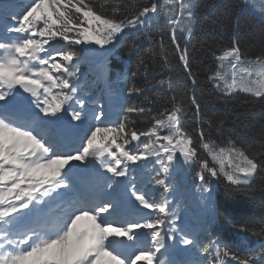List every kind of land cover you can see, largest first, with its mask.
Returning a JSON list of instances; mask_svg holds the SVG:
<instances>
[{"label":"snow or ice","instance_id":"obj_1","mask_svg":"<svg viewBox=\"0 0 264 264\" xmlns=\"http://www.w3.org/2000/svg\"><path fill=\"white\" fill-rule=\"evenodd\" d=\"M243 5L230 42L207 46L213 63L202 60L200 70L218 98L247 108L264 105V39L252 55L240 38V19L249 7L264 18V0H243ZM198 8L197 0H28L8 13L0 33V264H264V240L247 242L249 235L264 237V223H234L243 236L239 241L212 238L207 229L202 239L177 227L179 217L168 200L170 175L181 163L198 169L204 192L213 181L235 189L250 188L257 178L264 181V126L255 145H238L223 132L231 114L202 112L196 95L199 70L192 71L187 47L202 15ZM161 16L167 41L164 34L159 40L153 34ZM132 34L152 50L153 63L169 73L183 69L186 82L176 85L166 76L145 88L133 81L127 95L143 100L128 103L114 124H105L101 111L94 117L100 123L88 127L80 145L65 150L53 125L65 115L84 120L81 62L97 51L93 45L108 49ZM140 67L141 75L150 74L144 59ZM165 90L171 93L166 99H152L151 92ZM17 97L38 110L27 123L10 111ZM185 103L192 111L191 127ZM202 125L221 135L214 138ZM74 162L103 170L104 193L68 197ZM133 165L152 173L150 182L162 190L159 198L135 183L128 191L123 181ZM118 191L121 200L113 195ZM128 202L137 218L117 219ZM168 240L174 242L171 249ZM190 249L200 258H177Z\"/></svg>","mask_w":264,"mask_h":264},{"label":"trees","instance_id":"obj_2","mask_svg":"<svg viewBox=\"0 0 264 264\" xmlns=\"http://www.w3.org/2000/svg\"><path fill=\"white\" fill-rule=\"evenodd\" d=\"M198 12L202 13L195 24L193 34L187 41L190 58H192V71L198 72L200 88L196 95L200 97L202 112L204 115L213 113L231 114L230 119L224 123V135H231L238 145L259 141L257 135L259 129L264 126V105H253L247 108L242 107L235 100H224L218 98L212 85L207 81V73L201 69L200 62L212 64V58L206 54L207 46L216 48L226 46L235 31L234 20L241 12L243 0H197ZM166 19L161 16L153 29V34L159 40L164 34L168 40ZM240 38L242 44L250 46V52L255 55L259 51V41L264 39V19L255 14L249 7L244 10L240 19ZM179 42L184 46L183 34L178 33ZM87 54L79 68L80 91L82 85L85 88L94 89V92L102 93L104 83L107 84V91L116 100L122 102L124 107L128 103L141 102L143 98L129 97L127 88L133 81L142 87L148 88L156 79L170 77L176 85H182L187 77L183 69L177 68L169 73L162 65L152 62L153 52L146 43H142L139 34L126 36L115 47L99 49ZM174 63L177 59L174 53L170 52ZM144 59L149 66L150 74L141 75L143 69L140 67V60ZM127 76L125 80L122 76ZM171 93L168 91L151 92L152 99L163 101ZM191 94V93H190ZM124 109V108H123ZM123 113V111H122ZM187 126L191 127L192 111L185 103ZM238 117V119H237ZM122 119V116H121ZM206 132L213 137L221 134L215 128L209 130L208 125H202ZM151 163L148 165L150 169ZM132 180L137 187L143 188L151 195L159 198L161 189L156 188L151 182L150 173L141 166H132ZM198 169L195 166L178 164L172 171L169 182L171 191L167 194L171 208L177 213V227L204 238V230L211 234L212 238L229 243L239 241L243 238L233 224L264 223V181L259 178L250 188H226L224 183L213 181L209 186L210 191L204 192L201 188L202 182L196 177ZM135 177V179H133ZM264 240V237L248 236V241L256 243Z\"/></svg>","mask_w":264,"mask_h":264},{"label":"rangeland","instance_id":"obj_3","mask_svg":"<svg viewBox=\"0 0 264 264\" xmlns=\"http://www.w3.org/2000/svg\"><path fill=\"white\" fill-rule=\"evenodd\" d=\"M252 11L255 14H257L258 16H260L257 11H254V10H252ZM105 87H106V85H105ZM106 89H107V87H106ZM122 108H123V104H121L115 98L108 96V97H106V99L104 100V102L102 104H100V100L99 99L98 100H95L92 104L90 102L89 108L86 111V113H88L89 115H91V118H92L91 121H93V120H95L94 117L96 115H99L100 112L102 111L103 114H104L103 115V122L106 124V119H108V121H110V122H112V121L118 122V120H119V117L118 116H120V112L122 111ZM83 122H86V123H83ZM83 122H82V125H86L87 122H89V119L87 117H85L84 120H83ZM96 122L97 123H100L99 121H96ZM97 123H95V124H97ZM87 127H89V126H87ZM85 168L88 170V173H86L83 176V178L86 180V184L88 186H92L94 188H97V187H99V188L103 187L104 188V182H105V180L100 181V179L93 173V171H94V165L88 164V165L85 166ZM124 182H125V180L123 181V183ZM126 182H127V178H126ZM54 203H55V201H54ZM173 243L174 242L171 241V240L166 241V246L168 247V249H171L172 248ZM188 254H189V252L186 255H188ZM158 255H160L161 258L164 255L163 258H165L164 250L162 249L161 250V253H158ZM177 258H182V257H177Z\"/></svg>","mask_w":264,"mask_h":264},{"label":"bare ground","instance_id":"obj_4","mask_svg":"<svg viewBox=\"0 0 264 264\" xmlns=\"http://www.w3.org/2000/svg\"><path fill=\"white\" fill-rule=\"evenodd\" d=\"M84 98L86 97L85 95L83 96ZM27 116V115H26ZM21 117H24V116H21ZM60 135V133H58ZM66 146L67 149H69L72 145H74V141H72L71 137L68 136L67 139H66V142L64 144ZM77 164V165H81V164H78L76 162L73 163V166ZM79 166H76L75 168H78ZM104 190L100 189V191H98L97 193H104L103 192ZM131 212H128V214H130Z\"/></svg>","mask_w":264,"mask_h":264}]
</instances>
